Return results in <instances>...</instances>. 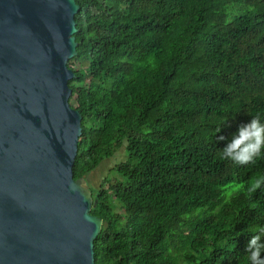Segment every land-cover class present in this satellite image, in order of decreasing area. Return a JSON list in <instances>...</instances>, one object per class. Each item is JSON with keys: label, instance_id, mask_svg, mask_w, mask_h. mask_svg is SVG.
<instances>
[{"label": "trees", "instance_id": "16d2710c", "mask_svg": "<svg viewBox=\"0 0 264 264\" xmlns=\"http://www.w3.org/2000/svg\"><path fill=\"white\" fill-rule=\"evenodd\" d=\"M76 2L74 177L127 156L92 190L96 264H249L264 156L239 165L219 150L264 122V0Z\"/></svg>", "mask_w": 264, "mask_h": 264}, {"label": "water", "instance_id": "95a60500", "mask_svg": "<svg viewBox=\"0 0 264 264\" xmlns=\"http://www.w3.org/2000/svg\"><path fill=\"white\" fill-rule=\"evenodd\" d=\"M76 0H0V264H96L104 220L70 103Z\"/></svg>", "mask_w": 264, "mask_h": 264}, {"label": "clouds", "instance_id": "9594fccd", "mask_svg": "<svg viewBox=\"0 0 264 264\" xmlns=\"http://www.w3.org/2000/svg\"><path fill=\"white\" fill-rule=\"evenodd\" d=\"M224 137H221L223 140ZM222 159L231 160L239 165L252 164L258 157L264 156V122L258 117H252L247 124H242L238 128V133H234L227 147L219 150ZM260 182H257L259 187ZM260 235H251V239L246 245V257L249 264H264V228L258 230Z\"/></svg>", "mask_w": 264, "mask_h": 264}, {"label": "rangeland", "instance_id": "374dc122", "mask_svg": "<svg viewBox=\"0 0 264 264\" xmlns=\"http://www.w3.org/2000/svg\"><path fill=\"white\" fill-rule=\"evenodd\" d=\"M85 63L80 62L79 64L76 65L75 70L79 69L80 66L85 67ZM73 106L75 105V102H72ZM127 159L125 148H122L120 151L116 153V155L109 159L104 161L103 163L100 164V166L88 176V184L91 187V190L97 191L101 188L102 182L107 178L110 177L112 179H115L117 176L113 172L115 166L122 161ZM117 211L120 213H123L119 207H117Z\"/></svg>", "mask_w": 264, "mask_h": 264}]
</instances>
